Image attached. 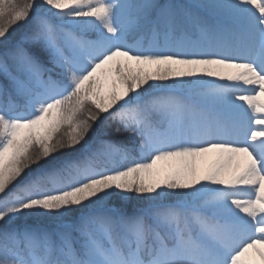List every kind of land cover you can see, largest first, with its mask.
<instances>
[{"label":"snow or ice","instance_id":"obj_1","mask_svg":"<svg viewBox=\"0 0 264 264\" xmlns=\"http://www.w3.org/2000/svg\"><path fill=\"white\" fill-rule=\"evenodd\" d=\"M0 264H264V0H0Z\"/></svg>","mask_w":264,"mask_h":264}]
</instances>
